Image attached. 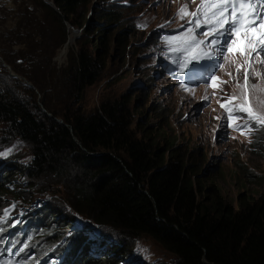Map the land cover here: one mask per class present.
<instances>
[{
	"label": "trees",
	"instance_id": "1",
	"mask_svg": "<svg viewBox=\"0 0 264 264\" xmlns=\"http://www.w3.org/2000/svg\"><path fill=\"white\" fill-rule=\"evenodd\" d=\"M39 1L62 26L55 47L68 40L66 24L84 31L70 58L76 110L46 104L48 116L33 93L26 100L0 87V125L6 138L28 146L31 158L0 169V214L13 200L32 206L18 228L2 226L16 237L4 238L15 256L25 264H122L136 240L149 238L172 255V264H264V200L255 203L247 193L236 206L214 182L207 195L197 180L202 163H190V151L176 136L168 139L163 128L135 121L127 96L89 114L82 110L81 93L107 68L108 51L122 48L125 55L133 47L124 17L132 7L111 0ZM31 79L44 88L37 76ZM235 167L244 185L257 183L247 180L256 176L243 163ZM36 194L66 199L54 198L41 212L46 201L33 206ZM64 201L94 226L100 241L72 229L75 218ZM18 238L27 241L23 252ZM28 247L31 261L22 258Z\"/></svg>",
	"mask_w": 264,
	"mask_h": 264
},
{
	"label": "rangeland",
	"instance_id": "2",
	"mask_svg": "<svg viewBox=\"0 0 264 264\" xmlns=\"http://www.w3.org/2000/svg\"><path fill=\"white\" fill-rule=\"evenodd\" d=\"M118 2L120 5H117L122 8L133 9L131 12L125 10L124 14L129 22L125 27L129 32H134V35L128 34L127 37L128 43L133 47L131 50L128 48L125 55H122V48L108 51L107 68L95 85L87 87L81 93L80 106L84 113L95 111L107 100L114 101L127 96L132 101L131 107L137 110L135 121L139 120L138 123H143V127L148 125L151 129L157 126L163 128L168 139L176 136L177 143L190 151V163H202L197 180H203L202 190L207 195L211 194L214 182L215 187L221 189L224 198L236 206L240 195L247 193L255 203L264 200V128H256L251 135H241L228 126L226 111L221 107L233 95L238 98L232 101L233 108L241 102L244 73L239 71V76L233 83L230 82L231 77H226L229 86L224 89L219 86L209 91L203 88L193 89V92L181 90L166 75L164 66L169 49L162 37L183 33L189 26V18L179 19L177 11L184 4L188 5L189 11H195L201 0H195V3L192 0ZM65 28L67 41L71 40V43L64 58L58 61L65 45L55 47V43L63 29L41 7L40 1L12 0L8 6L0 1V87L5 90L7 87L11 88L16 96L26 100L30 98L28 91L33 93L37 98L36 103L39 105L38 100H41L45 105V109L41 107L48 116L52 114L48 113L46 104L56 108L65 106L71 112L76 110L73 103L74 90L69 88L73 84L70 58L71 51L82 38L83 32L76 36L72 31L79 29L72 28L70 24H66ZM196 35H199L198 31ZM229 59L232 60L233 57ZM254 71L259 72L260 76H253V71L249 74V81L257 86H249V100L254 109L264 112V103H261L264 102V73ZM31 76H37L44 88L37 87ZM19 84H31L33 88L19 89ZM206 96L208 99H205ZM234 115L243 114L234 112ZM0 153H6L0 155V164L13 160L28 163L31 159L28 146L19 140L6 138L1 125ZM241 163L256 176L247 180H257L256 184L244 185L240 181L243 179L235 166ZM47 198L48 196L39 194L33 198L36 205L46 201L41 212L55 204L54 198L66 199L58 195L53 199ZM63 203L67 206L68 216L82 218L67 201ZM13 205L15 207L10 212V217L20 215L24 206L29 207L21 202ZM27 210L29 208L25 209ZM56 210L60 212L59 206H56ZM78 223L82 227L87 222L80 219L74 224L75 228ZM88 236L95 238L91 234ZM133 249L134 252H130L124 264L173 263L172 255L149 238L136 240ZM26 255L29 257L28 253Z\"/></svg>",
	"mask_w": 264,
	"mask_h": 264
},
{
	"label": "snow or ice",
	"instance_id": "3",
	"mask_svg": "<svg viewBox=\"0 0 264 264\" xmlns=\"http://www.w3.org/2000/svg\"><path fill=\"white\" fill-rule=\"evenodd\" d=\"M192 2L195 3V0ZM176 15L181 20L188 17L189 26L183 33L174 36L165 35L162 39L169 49V53H167L169 59L178 66L181 76L186 72L189 79L199 76L204 70V66L199 62L211 60L214 55L220 57L224 62H228V53L239 52L241 56L245 57L248 69L252 68L250 61L264 63L260 60V52L264 51V0H201L195 11H189L188 5L184 4ZM201 28L204 31L199 35L204 38H197L196 32ZM210 33L211 36H209ZM238 44H243V47H238ZM252 53L256 54L254 58ZM218 67L223 69L224 63H219ZM239 71L240 67L238 66L237 72L239 73ZM228 74L231 75V73ZM252 74L255 77L260 76L259 72L253 71ZM248 77L249 72L245 70L241 102L233 108L232 101L238 99L233 95L228 98L226 103L221 104L227 114L228 126L239 131L241 135H251L256 128H264V112L254 109L249 100ZM208 78L211 81L209 86L213 88L227 83L216 75H210ZM180 87L188 92H193V89L186 83H181ZM251 87L257 86L252 85ZM205 99L208 97L206 96ZM234 112L243 115H234ZM237 121H242V123H237ZM0 155H6V153H0ZM14 207L13 205L11 208L3 210L0 214V225L7 223ZM3 230L0 227V231ZM26 247L27 245H24L18 251L23 252ZM6 254L7 250L0 247V257H4ZM0 264H23V262L15 261L12 255H7L6 259H0Z\"/></svg>",
	"mask_w": 264,
	"mask_h": 264
},
{
	"label": "bare ground",
	"instance_id": "4",
	"mask_svg": "<svg viewBox=\"0 0 264 264\" xmlns=\"http://www.w3.org/2000/svg\"><path fill=\"white\" fill-rule=\"evenodd\" d=\"M2 4H6L7 6L11 3L12 0H0ZM97 2V1H96ZM96 10V9H94ZM96 14V13H95ZM98 15V14H97ZM100 15V14H99ZM94 16V15H93ZM80 19V18H79ZM95 19V18H94ZM85 23V22H84ZM72 27V26H71ZM73 28V27H72ZM75 29V28H74ZM83 28H80L79 30H81L82 32L84 31V29L82 30ZM71 30V28H70ZM95 31V30H94ZM66 32V31H65ZM78 32V30H73L72 33L76 36L80 35L79 33H76ZM90 34V33H89ZM88 35V33H87ZM75 36V37H76ZM74 37V36H73ZM71 43V40L70 41H67V43L65 44L64 48H63V52L58 56V61H61L62 58H64L65 54H66V51H67V47L70 45ZM106 45V44H105ZM100 48V47H99ZM105 51V50H104ZM107 51V50H106ZM107 53V52H106ZM103 54V53H102ZM104 56V55H103ZM101 57V55H100Z\"/></svg>",
	"mask_w": 264,
	"mask_h": 264
},
{
	"label": "water",
	"instance_id": "5",
	"mask_svg": "<svg viewBox=\"0 0 264 264\" xmlns=\"http://www.w3.org/2000/svg\"><path fill=\"white\" fill-rule=\"evenodd\" d=\"M95 7V6H94ZM29 88H33L31 84L27 85ZM59 122L63 123L61 120H58Z\"/></svg>",
	"mask_w": 264,
	"mask_h": 264
}]
</instances>
